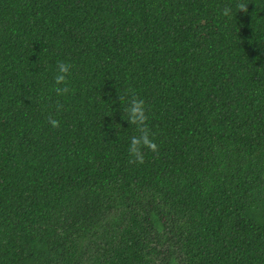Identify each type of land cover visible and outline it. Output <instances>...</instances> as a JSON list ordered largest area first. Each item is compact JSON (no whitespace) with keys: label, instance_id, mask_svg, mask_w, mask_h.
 <instances>
[{"label":"trees","instance_id":"trees-1","mask_svg":"<svg viewBox=\"0 0 264 264\" xmlns=\"http://www.w3.org/2000/svg\"><path fill=\"white\" fill-rule=\"evenodd\" d=\"M237 2L0 0V264H264V0Z\"/></svg>","mask_w":264,"mask_h":264},{"label":"clouds","instance_id":"clouds-1","mask_svg":"<svg viewBox=\"0 0 264 264\" xmlns=\"http://www.w3.org/2000/svg\"><path fill=\"white\" fill-rule=\"evenodd\" d=\"M248 3L243 2V0H238L236 8L239 12H248ZM231 14V8L225 7L222 10V15L229 17ZM45 51V49H44ZM72 65L65 62H59L57 65V71L55 75V88L54 91L57 96L66 95L69 92V88L66 86L68 76L71 72ZM119 102L124 104L123 108V119L128 121L132 126H136V131L138 135H133L130 138V145L128 152L132 158L131 162H144V154L142 149L147 148L152 152L158 151V145L151 138L150 131L146 126L148 115L146 112L145 101L137 97L131 90H124L121 93L118 90ZM63 105L59 102L56 105L57 110L62 109ZM49 123L53 128H58L60 126L59 121L52 118H48Z\"/></svg>","mask_w":264,"mask_h":264}]
</instances>
